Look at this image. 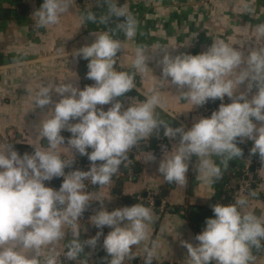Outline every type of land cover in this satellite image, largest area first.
<instances>
[{"label":"clouds","instance_id":"obj_1","mask_svg":"<svg viewBox=\"0 0 264 264\" xmlns=\"http://www.w3.org/2000/svg\"><path fill=\"white\" fill-rule=\"evenodd\" d=\"M97 6L105 11L98 16L85 9V23L115 22V29L92 33L91 44L73 51L77 61H88L86 78L94 83L81 89L72 80L41 81L34 96L31 84H25L26 97H32L42 113L32 128L37 139H46L48 146L31 145L33 152L23 155L11 144L0 148V264H58L57 246L66 235L71 239L65 245V264L76 261L86 247L95 250L102 236L107 264L132 262L137 258L134 248L141 244L144 264H153L159 245L155 239L148 243L149 225L155 218L151 207L137 203L109 211L104 200L97 199L101 206L90 221L100 231L84 240L79 221L91 202L85 181L108 185L125 165L129 151L149 136L159 138L161 130L170 141H178L171 151L162 147L158 164V172L169 184L187 183L193 157L197 160L192 170L199 181H219L220 165L226 169L229 161L243 157L238 143L246 140L253 142L250 155H258L264 164V47L254 45L244 52L216 39L200 54L173 55L175 48L164 46L152 52L140 45L135 49L134 71H118L115 66L124 56V42L110 33L117 31L131 39L137 35L138 23L117 0H97ZM71 7L73 0H43L32 14L35 28L58 24ZM247 11L251 15L254 9L248 6ZM255 29L264 36V23ZM152 60L161 68L162 80L170 81L193 108L217 99L219 108L186 128L173 127L159 118L156 109H163L164 104L155 89L140 93L141 102L125 106L122 98L133 89L140 92L135 77L145 73ZM225 97L231 102L224 103ZM63 131L71 136L66 138ZM66 141L75 155L87 157L89 170L65 171L74 163V159L61 157L60 148ZM213 156L220 158L219 164ZM155 161L154 153L145 157V163ZM60 177L63 181L58 190L46 185ZM249 195L256 193L250 191ZM247 207L246 196L234 203L211 205L214 216L206 219V226L195 236L198 243L180 241L189 264H255L254 250L264 249V211L257 215L246 211ZM66 226L70 233L65 232ZM105 227L111 229L106 236Z\"/></svg>","mask_w":264,"mask_h":264},{"label":"crops","instance_id":"obj_2","mask_svg":"<svg viewBox=\"0 0 264 264\" xmlns=\"http://www.w3.org/2000/svg\"><path fill=\"white\" fill-rule=\"evenodd\" d=\"M25 1L0 0V148L11 144L21 155L25 152L32 153L31 145L39 143L42 147L48 146L46 139H37L32 128L33 124L42 118V113L40 109L35 108L33 98L26 97L25 84H31L33 96L41 81L53 80L62 83L72 80L81 89L93 84L94 81L86 78L88 61L82 58L77 61L73 51L85 44H91L94 41L92 33L108 31L109 28L115 29V22L110 25L85 23L82 15L85 9L95 12L98 16L105 9L98 7L97 2L84 7L83 0L73 1V7L61 16L58 24L50 25L46 29H37L35 18L31 16ZM120 5L136 18L138 29L137 35L131 39L117 31L110 33L124 42V56L117 59L115 66L118 71H134L132 64L135 49L140 45L152 52L164 46L175 48L171 50L173 55L182 52L200 54L216 39H223L244 52H247L250 46L264 47V36H260L255 29L256 25L264 23V0H127ZM23 6H27L25 13L22 12ZM248 6L254 9L251 15L248 14ZM117 55L121 56L122 53ZM160 76L161 68L157 66L155 60L149 61V69L135 77V84L140 92L133 89L127 93L126 97L122 98L125 106L128 103L141 102L144 97L140 93L155 89L164 104L163 109H156L159 118L173 127L184 125L190 128L194 121L202 116L198 112L199 107L193 108L190 102L182 100L170 81H163ZM53 98L59 99L55 95ZM210 108L215 109L211 104ZM11 129L15 131V141L4 143L3 140H6L7 132ZM61 134L66 138L71 136L67 131ZM159 136L164 137L163 130ZM154 137L156 136L141 140L149 143L147 151L142 150L139 154L133 155L131 149L128 153L127 160L133 158L136 168H140L139 172L135 168L133 181L114 178L103 187L93 186L89 192L91 203L98 209L101 205L96 200H104V206L112 211L124 207L123 203L119 204L120 199H134L140 196L144 198V195L151 191L160 193L165 210L162 212L160 209H153L155 218L149 225L148 243L155 239L159 245L153 263L189 264L186 258L187 250L181 246L180 241L198 243L195 236L206 226V219L214 216L211 205L230 203L227 201L231 196L229 187L234 182L240 187L242 178L239 177V173L243 169L244 158L229 161L226 169L221 164L222 178L213 184H205L196 178V173L192 170L197 160L193 157L187 183L169 184L158 172L163 151H158L156 146V149L150 148ZM177 142L167 138L165 145L167 150L171 151L173 144ZM66 146L67 141L65 146L60 148L62 158L72 159L80 156L75 155ZM238 146L250 152L253 142L246 140L244 143H238ZM149 153H154L155 162L145 163V157ZM212 158L216 163H220L219 157ZM65 171L70 170L66 168ZM256 175L255 188H251L256 195L246 196L248 207L245 210L259 215L264 211V164L256 168ZM56 181L59 184H56ZM62 181V177L53 179V183L58 187ZM120 181L123 182L121 188L118 186ZM118 189L121 190L120 196L114 194V190ZM163 190L168 192V197L164 199L161 197ZM242 196L245 195L236 196L231 203ZM139 203L146 206L144 201L139 200ZM90 217L88 222L91 224ZM67 229L66 226V233ZM110 230L105 227L103 232L108 234ZM81 239L84 240L85 236ZM69 240L66 235L58 244V257L64 255L67 250L65 245ZM134 251L140 256L145 255L143 244L134 248ZM44 254L47 255V248L44 249ZM254 255L255 264H264V249L259 252L254 250ZM79 259L95 264V260L88 254L87 247Z\"/></svg>","mask_w":264,"mask_h":264},{"label":"built area","instance_id":"obj_3","mask_svg":"<svg viewBox=\"0 0 264 264\" xmlns=\"http://www.w3.org/2000/svg\"><path fill=\"white\" fill-rule=\"evenodd\" d=\"M73 1H77V0H73ZM127 0H117L118 4L120 5L121 3L125 2ZM27 6L29 7V12L32 16V14L34 13V11L36 9L39 8V5L38 3H41L43 4V0H26L25 1ZM93 2H97V0H83V6L84 7H89L92 5ZM26 6V7H27ZM212 100H209L207 104H205L204 106H199V114L202 115V116H211L212 112L214 110H217L219 108V105L221 103V101L219 99L215 100L217 102V106L215 107L214 110H212L210 108V102ZM224 103H230L231 101L225 97V100L223 101ZM105 107V110H107V107L109 106H104ZM15 131L14 130H9L7 132V135H6V140H3V142L5 143L6 141L8 142H14L15 141ZM166 142H167V138L166 137H162V136H159V138L157 139V142H156V147L158 149V151H162V147H165L166 145ZM149 147V143L148 142H139V144L137 146H135L133 149H132V154L133 155H137L139 154L143 148H148ZM155 147V149H156ZM89 151H91V149H89ZM247 151V154L246 156L244 157L243 159V172H244V177H248L247 180H245L244 178L241 179V185L240 187H237V189L235 190H231V188L229 187V191L231 192V196L233 198H235L236 196L238 195H249V192L252 190L251 189V186H252V175L253 173L250 171V167L251 166H260L261 163L259 161V158H256V159H253L250 157L249 155V150H246ZM82 158H86L87 157H84V156H75L74 158L72 159H68V160H73L74 159V163L72 164V166L74 167V170L75 169H81V170H84L85 167H90V162H84L82 160ZM88 160V159H87ZM126 165V166H125ZM125 165H123L124 167H126V172L125 173H122L121 170H119L116 174H115V177L116 178H123V179H126L127 181L129 182H132L134 177H135V168H136V163L135 161L133 160V158L131 160H127L125 162ZM85 184H86V188H85V191L87 193L91 192L92 188L94 185L91 184L90 181H85ZM46 185L47 186H50V187H53L55 189H59V187L57 185H55L53 183V180L51 182H46ZM158 192H154V191H151V192H148L146 194V197H137L139 200L141 201H144L146 206H149L153 209H160L162 212H164L165 210V204L161 202V205L157 207L156 203L157 201L160 199L158 198ZM123 203V200L120 199L119 200V204ZM97 209L95 206H92L91 208H88V210L85 211L84 215L81 217V220L79 221V224H80V233H81V237L82 236H85V239H88L92 236H95L96 233L98 231H100L99 229H97L95 226H93L92 224H90L88 222V219L85 218V214L86 213H89L90 216L94 214V210ZM67 233H70V229L68 228L67 229ZM104 235L106 236L107 234L104 233ZM68 238L71 239L70 235H67ZM103 239L104 237L102 236L98 242V245L96 247L95 250H92L91 248H88V254L90 255L91 258H93L95 260V264H102L99 257L102 253H106L102 247L103 245ZM143 257L144 256H140L137 254V258L135 260H133L132 262L130 261H125V264H144V260H143ZM110 259V257H109ZM58 264H65L64 262V255L63 256H60L58 257ZM67 264H90L89 262H83L81 261L79 258L76 260V261H72V262H67ZM153 264H163V263H153Z\"/></svg>","mask_w":264,"mask_h":264},{"label":"water","instance_id":"obj_4","mask_svg":"<svg viewBox=\"0 0 264 264\" xmlns=\"http://www.w3.org/2000/svg\"><path fill=\"white\" fill-rule=\"evenodd\" d=\"M41 5L42 4H40L39 7H41ZM26 10H27V7L26 6H23L22 7V12L25 13ZM210 104L212 105L213 108H215V105H216V102L215 101H211ZM156 142H157V138L154 137L153 140H152V145L150 147L151 149H155ZM143 151H147V148H143ZM246 154H247V151L246 150H243V157L242 158H244L246 156ZM131 158H132V156H131ZM256 168H257L256 166H251L250 167V171L252 173H254L253 178H252V180H253V183H252V186H251L252 189L255 188V182L257 181ZM72 169H73V166H71L69 168L70 171ZM122 169L123 168L121 167L120 170H122ZM87 170H89V167L85 169V171H87ZM136 171L139 172L140 171V168L139 167L136 168ZM239 177L240 178H244L245 180L248 179V177H244L243 170H241V172L239 173ZM113 180H114V177L112 178V181ZM56 184H59V182L56 181ZM118 186H119V188H121L123 186V182L122 181L118 182ZM230 188H231V190L237 189V184L234 182L233 185ZM114 194L120 196L121 195V190H119V189L118 190H114ZM144 197H146V194L144 195ZM161 197L163 199L168 197L167 190H163ZM227 201L231 203L233 201V197L232 196H229L227 198ZM137 203H139V199L138 198H134V199H132V198H126V199L123 200V205L124 206H132V205L137 204ZM156 205H157V207L161 205V199H159L157 201ZM91 207H92V203L90 202V207L89 208H91ZM89 217H90V214L89 213H86L85 214V218L88 219ZM106 255H107L106 253H102L100 255V257H99V259H100V261H101L102 264H107V261L105 260Z\"/></svg>","mask_w":264,"mask_h":264},{"label":"trees","instance_id":"obj_5","mask_svg":"<svg viewBox=\"0 0 264 264\" xmlns=\"http://www.w3.org/2000/svg\"><path fill=\"white\" fill-rule=\"evenodd\" d=\"M249 155H250V153H249ZM250 157L253 158V159L259 158L258 155H257V156H252V155H250ZM82 160H83L84 162H88V160H87L86 158H82ZM121 167L123 168V169L121 170V172H122V173H125L126 170H127L126 167H124L123 165H122ZM113 177L116 178L115 175H114ZM158 194H159V195H158V198H160V193H158Z\"/></svg>","mask_w":264,"mask_h":264}]
</instances>
